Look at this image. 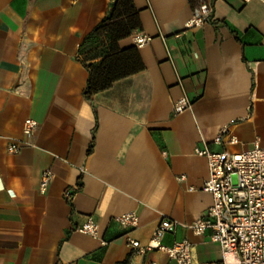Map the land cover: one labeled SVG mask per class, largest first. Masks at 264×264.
I'll return each instance as SVG.
<instances>
[{"label":"crops","instance_id":"crops-1","mask_svg":"<svg viewBox=\"0 0 264 264\" xmlns=\"http://www.w3.org/2000/svg\"><path fill=\"white\" fill-rule=\"evenodd\" d=\"M109 1L0 0V264H176L126 244H145L163 216L177 222L164 244L186 239L192 264L220 260L210 231L187 227L212 202L194 148L264 147V4L203 0L210 15L186 28L188 0H133L135 32L151 37L136 47L144 69L87 100L77 48ZM182 96L190 107L172 112ZM27 118L37 122L31 136ZM222 127L235 144L214 143ZM127 212L138 216L133 230L112 220ZM88 216L95 237L75 230Z\"/></svg>","mask_w":264,"mask_h":264},{"label":"built area","instance_id":"built-area-1","mask_svg":"<svg viewBox=\"0 0 264 264\" xmlns=\"http://www.w3.org/2000/svg\"><path fill=\"white\" fill-rule=\"evenodd\" d=\"M240 1L248 3L252 0ZM257 1L264 4V0ZM210 13V3L200 0L191 9V16L185 27H200ZM150 40V36L141 32L131 35L132 45L135 47H141ZM190 105L191 101L182 96L172 103V112H182ZM36 128L35 120H24L23 132L26 136H31ZM222 142L235 144L237 138L228 134L226 127H222L214 143ZM7 151L16 153L18 148L8 146ZM194 153L206 160L208 175L202 190L211 195L212 202L205 213L187 227L197 235L210 231L211 241L217 243L221 250L220 260L213 264H264V147L255 144L245 151H211L207 144H203L202 147H195ZM53 178L51 171L43 172L39 181L41 193L47 190ZM182 179L180 176L179 180ZM79 188L76 184L67 189L65 198L70 199ZM112 220L129 230L138 226V216L134 212L115 215ZM176 223L163 216L145 244L130 237L126 238V244L131 251L139 254L160 251L176 264H192L191 245L186 239L175 241L171 245L163 243L165 234L171 232ZM75 230L92 237L97 236V224L90 216ZM146 264L158 263L149 261Z\"/></svg>","mask_w":264,"mask_h":264},{"label":"trees","instance_id":"trees-1","mask_svg":"<svg viewBox=\"0 0 264 264\" xmlns=\"http://www.w3.org/2000/svg\"><path fill=\"white\" fill-rule=\"evenodd\" d=\"M199 1L188 0L191 9ZM139 30L141 21L133 0H110L104 16L77 48L78 58L88 73L82 92L87 100L95 93L108 89L115 81L144 69L134 45L119 46V41Z\"/></svg>","mask_w":264,"mask_h":264}]
</instances>
